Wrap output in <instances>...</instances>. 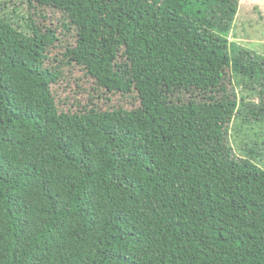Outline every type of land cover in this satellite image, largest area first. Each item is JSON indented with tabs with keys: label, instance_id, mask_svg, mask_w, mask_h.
Returning a JSON list of instances; mask_svg holds the SVG:
<instances>
[{
	"label": "trees",
	"instance_id": "1",
	"mask_svg": "<svg viewBox=\"0 0 264 264\" xmlns=\"http://www.w3.org/2000/svg\"><path fill=\"white\" fill-rule=\"evenodd\" d=\"M27 1L0 14V264H264V143H228L238 87L264 95L241 0ZM74 63L97 86L72 112Z\"/></svg>",
	"mask_w": 264,
	"mask_h": 264
},
{
	"label": "rangeland",
	"instance_id": "2",
	"mask_svg": "<svg viewBox=\"0 0 264 264\" xmlns=\"http://www.w3.org/2000/svg\"><path fill=\"white\" fill-rule=\"evenodd\" d=\"M0 3L3 5L7 3L5 9L0 7L1 15L11 17L19 25H23L28 21L29 13H31L32 9H28L27 0H0ZM228 39L229 43L235 44L241 49L256 52L264 57V0H241L239 13L235 18V24ZM116 40L117 38L110 41L106 51H111L113 48L118 47L115 44ZM72 42H75V40L69 39V43ZM99 44L100 42L96 43L97 48L94 52L90 51V49L87 50L94 63L96 55L101 54L103 51V48L100 49ZM82 66L78 67L74 63L72 66L74 68L68 73L69 75L65 76L60 84L53 87V91L60 103H63L65 100L69 101L65 107L66 111H77L75 106H72V103L76 101H81V107L84 108L89 94L97 86V78L91 74H87ZM112 68L113 64L105 67L102 74L109 76L108 71ZM238 91L240 93L238 98H242L243 96L251 97L247 99L248 104L241 111L240 115L242 117L238 120L234 115V118H232L233 120L229 127L228 143L232 147L236 158H244V154L240 151V148L243 147L241 146V142L247 145L254 144L250 140L264 143V113L261 112V108L264 106V95L261 94L262 88L260 84L238 87ZM251 111H254V114L258 116H252L250 114ZM245 120L251 123L244 125L243 133L241 136H238L239 132L237 130ZM249 129L250 136L248 135ZM262 167L264 168V166Z\"/></svg>",
	"mask_w": 264,
	"mask_h": 264
}]
</instances>
